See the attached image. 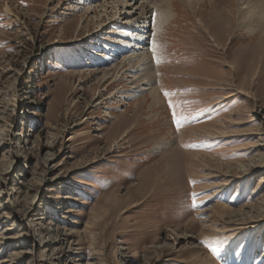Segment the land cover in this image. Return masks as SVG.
Masks as SVG:
<instances>
[{"label":"rangeland","instance_id":"rangeland-1","mask_svg":"<svg viewBox=\"0 0 264 264\" xmlns=\"http://www.w3.org/2000/svg\"><path fill=\"white\" fill-rule=\"evenodd\" d=\"M106 1L0 0V264H264V0L152 14L155 105Z\"/></svg>","mask_w":264,"mask_h":264},{"label":"bare ground","instance_id":"bare-ground-1","mask_svg":"<svg viewBox=\"0 0 264 264\" xmlns=\"http://www.w3.org/2000/svg\"><path fill=\"white\" fill-rule=\"evenodd\" d=\"M114 1L115 2H112L113 4L112 11H114L112 14H108L107 7L103 6V9H105L106 12L105 14L111 19V21H115L116 19H118V15L120 14L118 12V7H122L126 10H130L136 6V11L139 12V15L137 18H132L133 16L131 14L136 12L130 13V11H127L126 13H124L123 15L127 16V18L124 19L125 23L117 24L116 26L118 27L111 30V32H109L108 34V37L105 38V41L111 42V44L109 45L107 43L102 44L101 52H113L114 54L116 53L118 54V52H121L120 54L125 55L121 62L115 65L111 70L110 69L108 70L107 76L110 75V72L122 71L123 74L130 75L128 77H132V78L136 77L135 78L136 83H134L135 84L134 89L137 91H133L132 89L131 92L136 93L138 92L139 89L142 90L143 86H149V90L151 91V96H152L151 98L153 100V105H155L157 104L156 101H158L157 96L160 90L159 88L160 86L157 87L158 80L155 79L157 78L156 77L157 72H154V70L152 69V61L147 62L151 58L149 57V53H148L150 49L146 47V40H148L147 39L148 33L151 31V26L149 25L148 20L155 15L154 16L155 29L158 28V26L164 25L172 18L173 15L172 7L174 5L173 3H171V0H165V4H166L165 8L161 7L162 5H157L155 3L153 4V2H151L150 0H114ZM106 2L107 1L105 0V3ZM88 6H89L88 9L90 10L93 5L90 4ZM149 14H151V16H149ZM258 22L259 24L257 27H255V24L251 25L252 31H254V29H259L264 24V9L262 11L261 20L258 19ZM111 38H115V40H112ZM122 50H126V51L123 53ZM97 56L101 57V55H97ZM103 62H106L104 63V65H106L107 67L108 66L107 61L103 60ZM142 67H144L142 70L146 71L147 73L146 74L147 76L145 75V79L144 77L142 78V76H139L137 73V71H141L139 69ZM148 71H150L149 72L150 74L148 73ZM162 145L164 147H168L170 143L162 142L159 146ZM2 194L3 191L0 190V195L2 196ZM44 243L45 242H41L40 244L44 245Z\"/></svg>","mask_w":264,"mask_h":264},{"label":"snow or ice","instance_id":"snow-or-ice-1","mask_svg":"<svg viewBox=\"0 0 264 264\" xmlns=\"http://www.w3.org/2000/svg\"><path fill=\"white\" fill-rule=\"evenodd\" d=\"M175 123L177 124V125H179L180 124V120H175Z\"/></svg>","mask_w":264,"mask_h":264}]
</instances>
